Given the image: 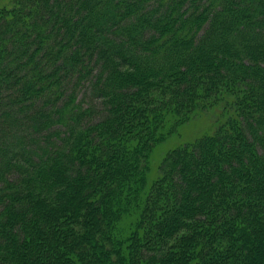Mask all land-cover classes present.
<instances>
[{"label": "trees", "instance_id": "1", "mask_svg": "<svg viewBox=\"0 0 264 264\" xmlns=\"http://www.w3.org/2000/svg\"><path fill=\"white\" fill-rule=\"evenodd\" d=\"M223 102L141 195L154 145ZM0 264H264V0L0 9Z\"/></svg>", "mask_w": 264, "mask_h": 264}, {"label": "rangeland", "instance_id": "2", "mask_svg": "<svg viewBox=\"0 0 264 264\" xmlns=\"http://www.w3.org/2000/svg\"><path fill=\"white\" fill-rule=\"evenodd\" d=\"M11 6L12 0H0V9L11 8ZM88 88L89 87L87 84L85 87L80 89V92L78 93V100L83 99L85 101L83 104L84 106L93 104L96 108L95 116L97 119H100L101 117L97 116V113L102 109V107L99 100L93 96ZM224 106L225 103L223 102L219 105H216L211 110L196 113L193 118L189 119L188 122L180 125L172 133L154 145L148 159V167H145L143 171L141 170V174H144L145 176L144 180H142L143 187L140 192L141 195H149V190L151 188L153 189L152 182L155 181L159 175H161L163 170L167 173V171L172 167L174 164V156L170 155L172 152L180 147L194 142L199 137H202L207 133H212V131H214V129L219 126V123L224 121V119H227L229 114H226V109ZM135 211H137V209ZM131 216L132 213H124L122 214V217L116 221L118 223H126ZM180 233L183 234L184 232Z\"/></svg>", "mask_w": 264, "mask_h": 264}]
</instances>
